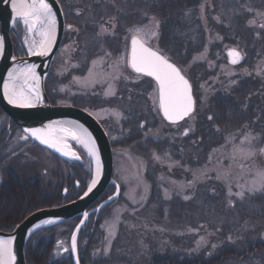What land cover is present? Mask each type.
<instances>
[{
    "label": "trees",
    "instance_id": "1",
    "mask_svg": "<svg viewBox=\"0 0 264 264\" xmlns=\"http://www.w3.org/2000/svg\"><path fill=\"white\" fill-rule=\"evenodd\" d=\"M59 1L66 16V22L79 30L74 31L78 46L76 60L83 59L85 69L95 57L106 52L118 55L125 48L129 49V41L132 36L129 35V29L147 25L150 17H155L160 21L159 50L177 63L183 71L195 55L207 53L205 51L208 46L206 32L209 27H219L220 31L226 35L225 40L228 42H232L228 37L229 30H234L237 34L236 37L241 38L242 42L247 41V44L256 46L253 49L249 48L251 54L245 60V64L253 65L261 57L251 27L247 28L241 25L235 27L233 24L217 23L214 18L219 12L217 8L223 4L226 5V3L231 5L232 0H227L228 2L226 0ZM145 13L147 16L144 15ZM221 13L218 14L221 15ZM250 15L251 12L243 13L241 17L247 18ZM111 18H115L114 33L98 35L100 25L111 27L108 24ZM222 22H227V20ZM126 37L127 39H125ZM216 50L220 51L219 56H216ZM223 52L221 43L211 44L208 59L202 62H193L194 65L187 74L195 89L197 108L194 129L185 136L172 134L175 125L166 122L160 110L151 115L150 111L148 113L142 111L141 104L148 100L145 89L149 90L155 85L154 80L147 76H142L143 84L147 88L140 84L129 85L130 87L118 95L122 99L117 96L104 99L97 97L96 94L89 95V100H85L86 96H76L64 100L55 97L64 104L86 109L88 106L92 109L121 106L125 120H122L121 125L114 132L105 127L111 138L114 155L119 149L133 151L134 157L139 161H144L147 167L144 178L148 182L150 194L146 203L143 206L139 205L137 211L124 215L120 232L114 240L109 256H101L97 259L92 255V252L102 242V233L95 231L85 250V257L82 258L83 264H257L264 261V190L248 194L245 201L236 203L218 182H214L217 187L216 192L210 188L209 184L205 185L204 183L203 200L199 206L196 205L194 197L184 200L179 194H175L171 198H166L158 186V180L161 179L160 173L164 174L169 169L172 160L169 158L163 162L157 161L153 157L154 152L162 157L164 153H168L169 157L172 154L174 161L181 160L179 167L177 166L179 169H183L184 166L195 168L204 165L213 150L222 146L229 136L238 131L247 129L264 131V76H236L231 80L236 83L230 84L227 81L223 84L224 86L222 84L214 85L212 93L206 95L205 98L201 96L199 83L211 77L213 70L210 68V64L215 63V60L221 61L222 59L218 57H222ZM77 71L80 72L79 69ZM50 76L52 75L50 74ZM135 102L141 103L137 104L132 111L130 103L134 104ZM203 103L207 105L205 108L202 107ZM209 116L212 117L211 120L208 119ZM79 171L77 170V172ZM152 172L157 173L153 176ZM14 183L21 184L20 180L13 181L11 189L7 192L3 191L0 196V200L6 205L2 208L3 213L9 210L12 205L18 206L23 203V191L20 187L14 188ZM60 185L62 184L57 186L58 196L47 206L71 201L82 194V189L77 191L76 187H72L70 194L63 197ZM113 188L114 186H110L102 199L110 194ZM122 189L124 190V186ZM235 207L242 213H240L238 221L235 222V233L229 236L225 230L231 228V225L229 222L224 223V231L218 238H212L210 244L201 251L196 249L197 238L193 233L179 235L171 232L169 234L171 241L168 244L156 243L155 238L151 239L150 237L142 239L143 234L150 235L151 231L153 233L159 231L161 224L181 225L175 230L196 227L195 224L200 219L195 223L193 217L195 209L201 212V216L203 215V219L206 221L208 220L206 218L208 215L205 213L207 209L231 214ZM211 221L209 220V222ZM243 222L248 226L254 224L255 227L252 230L241 232ZM229 237L232 238L231 241ZM145 240L148 244L150 243L148 247L150 250L148 253H142L144 256L140 258V262L130 258L129 251L120 252L119 250V246L123 242H128L129 246L132 244L138 248L145 244ZM213 245L216 247L213 248ZM37 254L36 251L31 250L29 243L26 255L32 264H39L40 259L44 262V254L43 257H38L40 254ZM62 262L69 264L64 260ZM49 263L58 264L59 261Z\"/></svg>",
    "mask_w": 264,
    "mask_h": 264
},
{
    "label": "rangeland",
    "instance_id": "2",
    "mask_svg": "<svg viewBox=\"0 0 264 264\" xmlns=\"http://www.w3.org/2000/svg\"><path fill=\"white\" fill-rule=\"evenodd\" d=\"M227 1V0H226ZM228 2V1H227ZM254 9L255 11L251 12V15L247 18L241 17L243 13H248L247 9ZM218 11L221 13L218 14L217 12L216 16L214 18L217 20V23H224L227 25L233 26H245V27H251L252 32H254V38L255 43L257 44V48L259 50V53L261 54V57L254 63L253 65L245 64V60L249 57L251 54L250 49L256 48V46L252 44H247V41L242 42L243 40L241 38L236 37V31L229 30L228 37L231 38L232 42H228L225 40V34H223L219 27L213 28L209 27V29L206 32V37L208 41L207 46V53L197 54L194 57H200L197 61L202 62L206 61L208 59V55L211 49V44L213 43H221L222 44V50L223 56L218 57L221 58V61L215 60V63L210 64V68L213 70V73L211 77L207 80H202L199 83L200 88V94L203 98H205L206 95H209L213 91L212 88L214 85L219 84H225L227 81L231 84L232 79L236 76H264V28H260V24H264V15H257V12L264 13V0H232V4L229 5L228 3L223 4L221 7L217 8ZM218 18V19H217ZM227 22H222L226 21ZM243 23H242V22ZM249 21H253L254 25L249 26ZM71 25L72 27H68ZM149 27H151L150 23H148ZM21 26L23 27V39L21 40L23 43V47L19 48V50L22 52L23 56L28 55V47L31 44L32 39H39L38 33H29L25 25L22 23ZM244 27V28H245ZM76 29L72 24L67 23L66 27V34L62 43L61 48L59 49L54 62L52 64V71H51V78L54 83L53 89V95L55 97H59V99H70L72 97L76 96H86L85 100H89V95L96 94L99 98H111V97H118L119 99H122L120 96L121 91L127 89V87H130L129 85L132 84H140V86H143L144 88H147L146 85L143 84V78L142 76H139L131 71L129 66L127 65V58H128V47L124 49V51L121 54L113 55L112 59H116L120 56L125 57V62L122 64L120 68V72L122 73L121 78L113 83V89L115 90L114 96H106L105 92L108 88V83L105 82L103 84H96L95 87H84L81 84H78L75 82L74 77H79L81 79L88 76V69L92 66L93 60H98L101 57H104L105 54H102L98 57H95L93 59L88 68L85 69V66L83 64V59L81 61L76 60V53H77V36L74 34V30ZM134 29V28H133ZM159 32V29H158ZM133 33L130 32L129 35H132ZM26 38L28 39V43L25 42ZM149 44L159 49V35L158 38L153 39ZM230 48H236L242 51L244 55V59L238 64L233 65L230 63L229 55L227 53L228 49ZM250 48V49H249ZM263 50L262 52H260ZM220 53L219 50H216L215 54L216 56H219ZM217 58V59H218ZM227 60V61H226ZM219 64V65H218ZM74 65H78V67H74ZM193 59L190 61L187 68H185V73L188 74L189 70L193 66ZM218 65V67H217ZM216 68V69H215ZM80 70L78 73L77 70ZM104 71H108L107 65L104 67ZM71 74V75H70ZM212 80V81H211ZM213 82V83H212ZM224 86V85H223ZM146 90L147 95V101L144 104H141L142 111L145 113L150 111V115L154 114L157 110H160L159 108V98H158V87L155 84L153 88ZM211 91V92H210ZM208 98V96H207ZM58 99V100H59ZM61 104L62 101L60 102ZM141 103V102H140ZM138 102H135L134 104L130 103V107L132 111H134V107L137 104H140ZM69 105V104H64ZM207 105L206 103L202 104V107L205 108ZM201 107V108H202ZM87 110L88 112L95 115V117L105 125L107 129L114 132V130L121 125L122 120L124 119V114L122 112V107H104V108H90L89 106L86 108H83ZM115 112L122 113V116L117 118V116L114 114ZM125 120V119H124ZM195 120H196V113L192 115L191 118H189L187 121H184L181 124L175 125L173 127V135L179 134L180 136L185 131V129H188V134H190L195 126ZM249 128V127H248ZM77 135V133L75 132ZM187 134V135H188ZM253 135L256 137L255 140L251 142V147L255 150V155L249 156L247 158L241 156L239 153L233 154V148L234 146H242V147H249L248 143L245 142V144L241 145V140L246 135ZM116 135V134H115ZM117 137V135H116ZM228 138H234L229 140ZM226 140V142L213 150V152L209 155L211 156V160L208 159V161L200 166L195 168H190L189 166L182 167L183 169L177 168L179 167L181 160L174 161V156L171 154L170 159L172 162H170L171 167H168L169 169L163 173H160L161 179L158 180V186L159 189L164 193L165 195V189L168 190L169 198L173 197L175 194H179L181 198L184 199L185 196H188L191 198H195L196 205H201L203 200V191L205 185L209 184L210 188L214 189V192H216L217 187L214 184V182H218L221 187H223L227 191V195L229 197L234 198L233 200L237 202H243L246 199V196L248 194H255V193H248L247 189L245 188V197L243 200L236 197L234 194L238 191H240V188L238 185H249L251 181L255 178V174L258 170H264V153L260 151L261 148H264V131H254L251 129H247L245 131H238L237 133L229 136ZM32 142V141H31ZM29 142V144H32ZM75 147L79 152L81 153L85 165L83 164L82 169L77 172L75 171L74 179L70 182L71 187H76L77 191L82 189V193L84 190L88 187V185L91 183L95 169H96V161L95 158L89 155L88 150L85 148L84 145L80 144L75 140L74 142ZM34 146V145H33ZM17 148L14 147L12 152H14ZM31 152H34L35 157L40 160V163H37V159L35 162V168H38L39 175H43V179L41 178V186L43 187L44 192L48 190L47 192H50L52 187L54 185L58 186V184H62L61 186V192L67 185V176H68V168H66L64 162L60 159L59 164L56 163V159L52 158L51 154L38 147H34ZM10 159V158H9ZM14 161V160H13ZM8 162V159H7ZM176 162H179L178 164ZM19 163V161L17 162ZM13 165V164H11ZM29 165V169H35L31 164ZM176 166V167H175ZM39 167L41 170H39ZM114 175L115 178L119 181V183L124 186V190L118 199V201L106 208L104 212H102L103 215V222L100 225V231L102 233V242L99 245L97 249H95L92 252V255H94V258L101 257V256H109L112 252L113 243L116 237L118 236L120 232V226L123 222L124 215L127 213H133L138 210V206L144 205L149 197L150 194V188L148 185L147 180L144 178V172L146 173L147 167L146 163L143 161H139L136 157H134L133 151L129 150H117L115 154V160H114ZM56 168L59 173V177L62 179H59L57 184L55 182H52V176L50 175L52 169ZM18 169V168H16ZM17 174L21 176L23 173L21 170H17ZM55 171V170H54ZM29 172V171H28ZM201 172L207 173V178H204L201 176ZM41 173V174H40ZM55 173V172H54ZM79 173V174H78ZM157 173V172H156ZM155 172H152V175H156ZM193 173H196V182L189 187L188 183L189 181L194 180ZM227 173V175H225ZM33 173H28L27 175L31 180L35 179L31 176ZM217 175H220L221 178L217 179ZM18 176V177H19ZM4 177V178H3ZM0 178H3V180H7L8 176L4 173L0 174ZM20 178V177H19ZM21 180V179H19ZM15 181V179L12 180V182ZM79 182L80 185H77ZM175 182V183H173ZM23 183V182H22ZM40 185V183H39ZM179 185H184L183 188H180ZM231 185V190L233 195H229L228 192V186ZM215 186V187H214ZM261 191V190H260ZM115 188L110 192L114 193ZM259 192V191H257ZM57 196V195H56ZM56 196L46 195L42 194V197L34 199L32 204L27 203L26 205V212L23 214L27 215L30 214L38 209L50 207L47 206L49 202H53ZM131 197V198H130ZM29 198V195H28ZM143 198V199H142ZM133 200L137 201L136 203L133 202ZM186 200V199H184ZM188 200V199H187ZM38 201V202H37ZM69 202V201H68ZM66 203V202H63ZM60 203V204H63ZM46 205L45 207L43 205ZM59 205V204H58ZM42 206V207H41ZM54 206V205H51ZM201 212L197 209L193 211V217L195 219V223L198 222L197 220L200 219L198 223H196L195 226H191L188 229H178L179 224H175V226H170L169 224H161L159 227V231H151L152 234H143L142 239L146 238H155L154 241L156 243L160 244H168L169 241H171L170 235L171 232L178 233L179 235H182L184 233H193L196 235V249L197 250H203L205 247H207L210 244V241L212 238H218L220 233L224 231L223 224L226 222H229L231 225V228L225 230L226 233H229V236L232 233H235V222H237L238 218L241 216L240 211L234 210L233 213L224 214L210 211L209 209L206 210V214L208 215V220L204 221V216L200 214ZM242 214V213H241ZM125 215V216H126ZM27 217V216H26ZM202 218V219H201ZM209 220H212L209 222ZM20 220H15V223H20ZM241 221V220H240ZM70 229H71V223ZM241 232L243 231H249L252 230L255 225H246L244 222L241 224ZM240 227V226H239ZM69 229V230H70ZM112 230L113 236H109V230ZM68 230V226H57L51 229H40L38 230L35 235L33 236V240L43 239L44 240V246L47 244L50 240V238H54L55 241L62 240L64 243H68L69 237H70V231ZM203 237V241H201V238ZM142 241V240H141ZM153 241V242H154ZM35 242V243H36ZM110 245V250L109 249ZM81 249H84V256L85 257V248L84 244L80 243ZM119 246V245H118ZM150 243L148 244L145 240V244L142 246L140 245L138 248L134 247L132 244L131 246L128 245V242H123L120 247V252H128L130 258H133L136 260V262H140V258L144 256L142 253H148ZM44 247H39V250L37 253H39V256L43 257V261H41L39 264H51L49 262L53 261H59L58 264H65L62 263L64 258L61 255L60 249L58 251H55L54 248V241L49 245V247L44 250L42 249ZM107 250V251H106ZM138 250V251H137ZM38 255V254H37ZM65 261V260H64ZM34 264V263H33ZM83 264V262H82ZM257 264H264V261L262 263Z\"/></svg>",
    "mask_w": 264,
    "mask_h": 264
},
{
    "label": "snow or ice",
    "instance_id": "3",
    "mask_svg": "<svg viewBox=\"0 0 264 264\" xmlns=\"http://www.w3.org/2000/svg\"><path fill=\"white\" fill-rule=\"evenodd\" d=\"M11 7L13 12V23L17 20L23 22L29 33H38L39 39H32L31 44L28 47V53L30 55L46 56L51 51L54 45L55 37L58 29V21L56 12L53 10L52 5L47 0H11ZM248 12L255 11L254 9H247ZM257 15H264V13L257 12ZM147 16V13L144 14ZM218 19V18H217ZM149 25H143L129 29L132 32L131 36V48L127 58V65L139 76L153 77L158 85V98L159 108L163 113V117L173 125H178L180 121H184L185 118H191L196 109V98L192 92V84L183 74V70L176 64L172 63L165 55L161 54L158 49L148 46L149 43L158 38L160 21L155 17L149 18ZM111 27H105L100 25V32L98 35H105L110 32L114 33L115 29V18H111L108 21ZM250 25H254L253 21H249ZM68 27H72L69 25ZM260 28H264V24L259 25ZM79 31L78 29H73ZM127 39V37L125 38ZM28 43V39L25 40ZM4 51V38L0 36V54ZM207 51V49H205ZM230 63L233 65L239 64L243 59L244 55L241 50L231 48L228 50ZM112 54L106 52L104 57L98 60L92 61V66L88 69V76L81 79L74 77L76 83L81 84L84 87H95L96 84L108 83V88L105 92L106 96H114L115 90L113 89V83L121 78L122 73L120 68L125 62V57L120 56L116 59H112ZM200 57H194L193 62L195 63ZM107 65L108 71H104V67ZM37 65L29 64L23 68L15 67L8 72V80L4 83V96L7 98L10 104L17 105L19 107L28 108L33 107L36 103H42L43 97L39 88L40 76L37 73ZM78 67V65H74ZM232 83H236L232 81ZM119 119L122 113H114ZM212 119L211 116L208 117ZM64 124L73 125L78 131H82L83 135H73V138L80 144L84 145L89 152V155L95 158L96 169L95 178L92 179L91 184L88 187V195L92 191L93 187L98 183L101 175V165L96 146L92 141L91 134L88 133L87 129L83 125L78 124L75 121H51L41 128H27L25 129V135L22 139H29V137L35 138L41 144L49 147L56 148L62 155H70L64 151L61 145V139L58 138L60 133L67 132L68 129L62 127ZM143 127V125H141ZM219 130V129H218ZM188 129L182 133V135L188 134ZM229 140L234 138H228ZM256 137L249 134L243 137L241 145L248 143L249 147L245 148L242 146H234L233 154L239 153L241 156L247 158L255 155V150L251 147V142ZM215 151V150H214ZM260 151L264 153V148ZM153 157L157 161L163 162L169 159V154L164 153V156L157 153H153ZM70 158L80 159L75 153L71 154ZM211 160V156L209 157ZM177 164L179 162H176ZM172 165H169L171 167ZM194 180L189 181L188 186L191 187L196 182V173H193ZM227 175V173H225ZM201 176L207 178L206 172H201ZM217 179L221 176L217 175ZM175 183V182H173ZM183 188L184 185H179ZM240 191L234 195L241 200L245 197V188L248 193H255L260 190H264V170H258L255 174V178L247 186L238 185ZM67 191V190H65ZM229 195H233L231 185L228 186ZM117 194H119V187L117 186ZM165 197L169 198L168 190L165 189ZM131 198V197H130ZM109 200L112 199L110 196ZM143 199V198H142ZM184 199H190L185 196ZM134 203L137 201L133 200ZM87 217L88 214L84 213ZM50 222V221H49ZM83 224V221H81ZM109 236H113V232L109 230ZM231 237L229 240L231 241ZM14 237L0 238V264H14L16 259L13 250ZM203 241V237L201 238ZM77 246V239L74 235L72 237V248L75 249ZM213 248L216 246L213 245ZM65 252L67 248L63 249ZM110 250V245L109 249ZM107 251V250H106ZM211 254V253H210ZM77 264H79L77 258Z\"/></svg>",
    "mask_w": 264,
    "mask_h": 264
},
{
    "label": "water",
    "instance_id": "4",
    "mask_svg": "<svg viewBox=\"0 0 264 264\" xmlns=\"http://www.w3.org/2000/svg\"><path fill=\"white\" fill-rule=\"evenodd\" d=\"M47 2L52 5L53 10L56 12L58 21V29L55 37V42L53 47L51 48V51L46 56L28 54L17 57L14 54L13 44L10 38V31L16 23H13L14 16L11 7V0H0V36L4 38V51L3 54H0V105L24 133V130L27 128H41L51 121H75L78 122V124L83 125L84 128L87 129L88 133L91 134L92 141L96 146V150L100 159L101 175L99 177L98 183L95 185V187H93L92 191L89 192L88 195H85V193L88 192V187L91 183L88 185L86 190L76 199L63 204L38 209L25 217L23 221H21L12 231L0 230V238L14 237L12 245L16 257L14 264H27L26 245L35 232L42 228L52 227L75 219L77 217H81L70 238V249L72 252L74 264H77V258L79 264H81L80 255L78 252V237L81 229L84 227L85 223L92 213H99L105 206L110 205L111 203L116 201L121 193L120 184L113 177L114 152L110 137L102 123L92 113L88 112L85 109L70 105H51L50 103H48V105L46 106L35 104L33 107L23 108L14 104H10L7 98L4 96V83L8 80V72L15 67L23 68L25 65L35 64L38 66L36 71L40 76L39 88L41 90L42 97L47 98V94L45 91L46 79L48 77L52 63L62 46L67 27L65 13L60 1L47 0ZM129 45L130 52L131 39ZM161 54L163 53L161 52ZM170 61L176 64L172 60ZM184 75L186 76V74ZM151 78L155 81L153 77ZM186 78L190 81L188 76H186ZM192 92L195 96L193 85ZM161 114L163 116L162 111ZM185 119H187V117ZM167 122L170 123L169 121ZM72 126L73 125L71 124L62 125V127L68 129V131L60 133L58 135V138L61 139L60 146L64 151L70 154L68 156L62 155L61 152L57 151L56 148L41 144L35 138H29L35 141L41 147L49 150L50 152L56 154L60 158L70 163L82 162V156L80 152L75 148V145L73 143L76 139L73 138L75 132L72 131ZM25 134L28 135L27 133ZM72 153L78 155L80 159L70 158ZM94 178L95 173L93 179ZM109 185L115 186V192L111 195L112 199L109 200V196L97 207L91 208V206L106 191ZM117 186L119 187V194H117ZM84 213H87L88 216L85 217ZM81 221H83V224H81ZM74 235L77 239V246L75 249L72 248V237Z\"/></svg>",
    "mask_w": 264,
    "mask_h": 264
},
{
    "label": "flooded vegetation",
    "instance_id": "5",
    "mask_svg": "<svg viewBox=\"0 0 264 264\" xmlns=\"http://www.w3.org/2000/svg\"><path fill=\"white\" fill-rule=\"evenodd\" d=\"M22 22L20 20H17L14 27L11 29L10 31V38L13 44V50H14V54L15 56H23L22 52L19 50V48L23 47V43H22V39H23V27L21 26ZM52 71V67L51 70L49 72V75L46 79V84H45V89H46V94H47V98L43 99L42 103H39L41 105H48V103H50L51 105H64L61 104L57 98H55V96L52 94L53 93V88L54 83L53 80L50 76ZM52 92V93H51ZM26 134L15 124V122L10 118V116L3 110V108L0 105V174L4 173L8 176L7 180H3V178H0V196L3 193V191H8L9 189H11L12 187V180L15 179V181L20 180L21 184H17L14 183V188L16 187H20L21 190L23 191V203L21 205H12V207H9V210H7L5 213H3V206H6L5 204H3V201L0 202V230L1 231H12L18 224L15 223V220H20L19 222L23 221V219L28 216L23 214L26 212V205L27 203L30 202V204H32V202L34 201V199L39 198L40 196L42 197V194H46V195H51V196H56L57 195V186L54 185L51 189L50 192H47L48 190H46V192L43 191V187L41 186V178L43 179V175H39L38 173V168H35V162L37 159V163H40V160L38 158L35 157V153L31 152L33 150L34 147H38L41 148L43 150L48 151L52 156V158L56 159V163L59 164V160L61 159L66 168H68V176H67V185L65 186V188L62 191V195L63 197H67L70 194V191L72 189V187L70 186V182L71 180L74 179V172L77 170H81V165H85V161L83 162H78V163H70L62 158H60L59 156H57L56 154L50 152L49 150L41 147L39 144H37L35 141H33L32 139H22L21 137L25 136ZM33 143H32V142ZM29 142H31L32 144H29ZM34 145V146H33ZM14 147H16L17 149L12 152V150L14 149ZM10 158V159H9ZM8 159V162H7ZM14 160V161H13ZM84 160V159H83ZM19 161V163H17ZM13 164V165H11ZM31 164V166H33L35 169H29V165ZM18 168V169H16ZM17 170H21V172L23 173L21 176H19L17 174ZM39 170L40 167H39ZM55 170V171H54ZM29 171V172H28ZM56 171H58L56 168L52 169L50 175L52 176V182H55L57 184L58 180L61 179L59 177V173H57ZM55 172V173H54ZM28 173H33L31 174L30 177L33 176V180H31L29 178V176L27 175ZM41 174V173H40ZM20 178H19V177ZM73 176V179L70 180V178ZM44 180V179H43ZM62 181V179H61ZM23 182V183H22ZM40 183V185H39ZM77 185H80L79 182ZM30 186V188H29ZM18 190V189H16ZM67 190V191H65ZM121 191L123 192L122 186H121ZM111 194H108L105 198L102 199L99 198L98 201H96V203L91 206V208L97 207L102 201H104L105 199H107ZM122 194V193H121ZM29 195V198H28ZM58 196V195H57ZM121 196V195H120ZM38 202V201H37ZM116 203V202H115ZM114 204V203H112ZM110 204V205H112ZM110 205L105 206L99 213H92L87 222L85 223L84 227L81 229L79 237H78V252L80 255V260H81V264H82V258L84 256V249H81L80 243L84 244V248L86 250L87 245L89 244L91 238L93 237L95 231H100V225L103 222V215L102 212H104L106 210V208ZM81 217L79 219H72L69 221H66L62 224L59 225H55L52 227H47V228H42V229H51L57 226H68V230L70 229V224L71 223V229L70 231V237H69V241L68 243H64L62 240H58L55 241L54 238H50L49 242L47 244H45L44 246V240H38L36 242V240H33V236L35 235V233L31 236V238L29 239L27 245H26V250L28 248V244H31V250L32 251H38L39 247H44L42 249L46 250L49 245L52 243V241H54V248L55 251H58L60 249L61 251V255L64 258L65 261L69 262V264H74L73 261V256H72V252L70 249V238H71V234L73 232V230L75 229V227L77 226L78 222L80 221ZM36 242V243H35ZM67 248L68 251L65 252L63 249ZM39 254V253H38ZM39 257V255H38ZM26 260H27V264H32L29 260V258L26 255ZM64 263V262H62ZM66 264V263H65Z\"/></svg>",
    "mask_w": 264,
    "mask_h": 264
},
{
    "label": "bare ground",
    "instance_id": "6",
    "mask_svg": "<svg viewBox=\"0 0 264 264\" xmlns=\"http://www.w3.org/2000/svg\"><path fill=\"white\" fill-rule=\"evenodd\" d=\"M37 104V103H36ZM72 131L76 132L77 135H83L82 131H78L74 126L71 127ZM86 148V147H85ZM87 149V148H86ZM88 150V149H87Z\"/></svg>",
    "mask_w": 264,
    "mask_h": 264
}]
</instances>
